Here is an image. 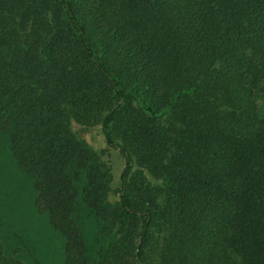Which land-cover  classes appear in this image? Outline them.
Masks as SVG:
<instances>
[{
	"label": "trees",
	"instance_id": "obj_1",
	"mask_svg": "<svg viewBox=\"0 0 264 264\" xmlns=\"http://www.w3.org/2000/svg\"><path fill=\"white\" fill-rule=\"evenodd\" d=\"M257 95L264 0H0V130L65 264H264ZM72 119L124 157L115 205ZM81 204L115 230L93 259Z\"/></svg>",
	"mask_w": 264,
	"mask_h": 264
},
{
	"label": "rangeland",
	"instance_id": "obj_2",
	"mask_svg": "<svg viewBox=\"0 0 264 264\" xmlns=\"http://www.w3.org/2000/svg\"><path fill=\"white\" fill-rule=\"evenodd\" d=\"M256 100L259 110L264 112V101L259 95ZM166 115L165 112L162 118ZM71 126L75 135L100 153L102 161L110 168L108 202L115 205L119 201L124 157L118 149L108 146L101 124H83L72 119ZM9 137L8 131L0 130V239L5 252L26 264H65V239L49 223L48 216L38 212L33 179L18 166ZM140 168L134 166L135 170ZM145 173L154 185L162 183L149 172ZM75 217L84 232L91 259L99 248H108L112 244L115 230L106 228L84 204L79 205ZM161 235L162 232H155V242Z\"/></svg>",
	"mask_w": 264,
	"mask_h": 264
}]
</instances>
